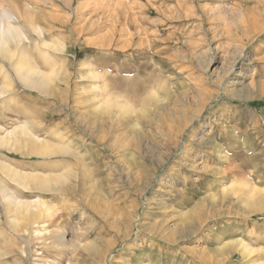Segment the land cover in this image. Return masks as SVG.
<instances>
[{
  "label": "rangeland",
  "instance_id": "1",
  "mask_svg": "<svg viewBox=\"0 0 264 264\" xmlns=\"http://www.w3.org/2000/svg\"><path fill=\"white\" fill-rule=\"evenodd\" d=\"M2 10L0 264H264V0Z\"/></svg>",
  "mask_w": 264,
  "mask_h": 264
},
{
  "label": "bare ground",
  "instance_id": "2",
  "mask_svg": "<svg viewBox=\"0 0 264 264\" xmlns=\"http://www.w3.org/2000/svg\"><path fill=\"white\" fill-rule=\"evenodd\" d=\"M15 10V9H14ZM1 14H3L4 15V17H6V18H10V16H11V14H9V12H7V11H5V10H2L1 12H0ZM13 17V16H12ZM11 17V18H12ZM1 19V18H0ZM4 20V19H3ZM26 70V69H25ZM24 70V71H25ZM28 73V72H27ZM27 73H26V75H27ZM23 75V74H22ZM25 75V74H24ZM32 77V76H31ZM43 77V76H42ZM38 80V79H37ZM104 105V104H103ZM151 106H153V105H151ZM155 107V106H154ZM109 109V108H108ZM111 126V125H110ZM171 134V133H170ZM176 140V139H175ZM18 181H19V179H18ZM44 181V180H43ZM53 184V183H52ZM45 186V185H44ZM55 186V185H54ZM54 186H52V188L54 187ZM57 187V186H56ZM258 210V209H257ZM39 213V212H38ZM32 214H33V211H32ZM217 242V241H216ZM240 246V245H239ZM240 251V250H239ZM249 251V250H248ZM203 252V251H202ZM231 252V251H230ZM200 254H201V252H199ZM227 253V252H226ZM229 253V252H228ZM234 253V252H233ZM193 255V254H192ZM197 256V255H196ZM199 256V255H198ZM196 259H198V258H196ZM221 258H219V260H220ZM200 260V259H199ZM200 262V261H199ZM226 262V261H225ZM201 263H205V262H201ZM206 264H208V263H206ZM227 264V263H226Z\"/></svg>",
  "mask_w": 264,
  "mask_h": 264
}]
</instances>
